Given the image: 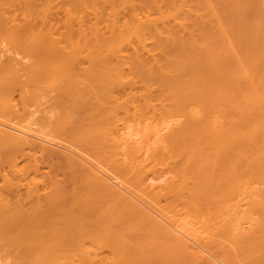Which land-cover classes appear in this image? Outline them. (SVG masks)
Returning a JSON list of instances; mask_svg holds the SVG:
<instances>
[{
    "label": "bare ground",
    "instance_id": "bare-ground-1",
    "mask_svg": "<svg viewBox=\"0 0 264 264\" xmlns=\"http://www.w3.org/2000/svg\"><path fill=\"white\" fill-rule=\"evenodd\" d=\"M0 264H264V0H0Z\"/></svg>",
    "mask_w": 264,
    "mask_h": 264
}]
</instances>
